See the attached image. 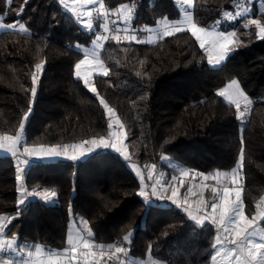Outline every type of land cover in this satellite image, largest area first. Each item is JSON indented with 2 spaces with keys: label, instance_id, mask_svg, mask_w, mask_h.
I'll return each mask as SVG.
<instances>
[{
  "label": "trees",
  "instance_id": "16d2710c",
  "mask_svg": "<svg viewBox=\"0 0 264 264\" xmlns=\"http://www.w3.org/2000/svg\"><path fill=\"white\" fill-rule=\"evenodd\" d=\"M103 2L110 11L121 4L132 7V31L179 16L173 0ZM237 2L194 0V20L209 27ZM0 17L23 22L27 29L0 31V135H14L32 104L24 146H63L106 136L108 114L75 77V64L83 58L77 48L88 47L94 33L80 28L58 0H0ZM100 58L109 74H95L91 83L128 128L130 159L106 148L77 161H33L23 180L26 191L55 190L57 196L50 202L28 196L17 215L18 166L13 156L0 154V216L16 217L7 223L6 236L16 234L22 244L60 251L67 246L71 221L83 218L95 243L122 245L133 258L210 264L214 225L197 224L166 198L150 197L146 206L137 195L140 180L127 161L144 168L155 164L166 177L170 169L161 159L166 157L192 173L214 175L236 167L243 138L242 199L245 214L253 216L264 197V39L244 33L218 68L208 66L204 50L187 31L153 43L109 41ZM41 60L45 65L33 103L31 75ZM231 79L251 101L240 121L235 106L217 95ZM259 224L264 229V221ZM130 231L131 242L123 241Z\"/></svg>",
  "mask_w": 264,
  "mask_h": 264
},
{
  "label": "snow or ice",
  "instance_id": "6c2138e0",
  "mask_svg": "<svg viewBox=\"0 0 264 264\" xmlns=\"http://www.w3.org/2000/svg\"><path fill=\"white\" fill-rule=\"evenodd\" d=\"M27 0H25V3ZM60 3L68 8L73 14L77 15V19L80 20L81 17H86L82 21L83 25L91 30L93 28V12L97 11L96 5L99 4V9L102 10L101 14L106 18L108 16V10L105 7L103 0H71V6H69L68 0H60ZM182 3L186 5L189 9L194 7V0H182ZM23 11V5H21L20 12L17 16L21 15ZM132 7L126 4H121L120 9L117 10L118 20L122 19L125 23L132 19ZM264 11V10H262ZM240 12L236 13V17L241 16ZM231 13H225V19H235ZM221 23L220 20L216 21L215 26H209L208 28L200 26L199 22L194 20L192 11L185 12V19L183 21H175L172 24H165L163 36H172L175 33L182 31L190 32L191 35L199 42V47L208 54V63L213 67L218 68L226 59L235 51L236 46L240 43L237 37V32L235 30L230 32H224L218 30V26ZM116 25L114 29H111L116 35L111 37L112 40L116 42L121 41V36L119 33L121 31L127 33L128 28L121 29L117 21H113ZM186 24V27L184 26ZM254 25L256 28V36L259 39H264V23L260 19H248L244 27ZM106 31H108L107 24L102 25ZM0 28H7L9 30H18L19 32H25L26 26L23 22L16 21L4 25L0 23ZM151 31V29H134L133 33H138L140 31ZM108 36H96L92 41L96 48L102 47L100 41H107ZM124 40L136 43H143L139 39L137 34H128L123 37ZM153 41L149 39L148 43ZM45 61L41 60L35 64V70L31 75V95L34 98L37 94L38 83L40 75H42L44 69ZM88 65L90 68L98 67L101 70V74L108 76L109 69L104 66L103 62L100 60L98 53L93 50L91 52V58H89L88 49L84 50V58L80 59L75 64V76L77 78H82L83 83L87 90L97 96L100 104L105 109L106 114L109 116L108 128H113L112 117L116 116L115 111L109 107L108 103L100 97L97 87L95 84L90 82V77L94 76L92 71L81 72L82 66ZM139 75V73H138ZM218 96L224 97L229 105H234L236 108V119L238 121L245 117L246 112L249 111V105L251 101L241 90V87L236 79H232L225 88L221 89L217 93ZM244 104V109L241 110V103ZM33 105L30 104L28 110L24 113L23 118L20 121L19 129L14 135L3 134L0 135V150L7 153H11L13 157L18 156L19 147H23V155L28 157L27 159L20 160V164L24 167L16 168V182H17V193L21 195L17 197V206L19 211L21 206L25 204V199L28 196H39L45 202H50L54 197L57 196L55 190L45 189L43 191L33 190L32 192H27L23 187V180L26 175L27 167L32 163V159H45V158H58L66 157L69 160L77 161L83 158L87 153H91L94 149L100 148H113L125 158L130 159L127 151V145L125 144L126 134L123 131L124 125L120 123L117 119L115 123L119 125L122 131L117 133L109 132V137L115 136L114 140H109L104 136L99 139H92L88 141H83L80 144H73L71 146L64 145L63 149H60L58 145H53L50 147L39 146V147H26L22 144L24 139L26 124L31 115ZM26 143V141L24 142ZM92 145L93 147L85 148V145ZM241 147L239 151V157L237 161V167L232 169L230 173L228 172H216L213 174L205 175L203 173L194 172L193 178L199 176L203 180L207 181L209 179H215L217 184H221V188L211 186V191L213 193V198L211 201H206L201 193L199 200L197 201V212H204L203 215L193 214L191 209V204H189L188 214L191 219L197 221L200 225H203L205 221H208L216 226L217 236L215 243L212 245L214 254L211 256L212 264H264V231L259 230L258 225L260 221H264V197H261L260 202L256 205L258 211L249 218L245 214V205L242 199L243 191V166L245 160V142L243 138L240 141ZM71 147L72 151H69ZM162 160H166V157H161ZM137 166L132 165L135 169ZM149 167V179L152 178V170L155 169V164ZM190 170H181V176H189ZM139 174V173H138ZM176 177L173 176V180ZM231 183V187L228 183ZM180 185H184V180H180ZM204 188L210 187L208 184L203 185ZM147 185L144 182V178L141 177L140 190L137 193L138 196L144 198L145 205L151 204V198L149 193L146 191ZM167 193V185L162 183L161 180H157L156 184L153 185L151 196H156L160 200L165 199V194ZM188 193L190 195H195L192 188H188ZM179 196V188L174 184L171 185V195L167 196L168 200L173 203H177V198ZM187 203V199H185ZM210 205L211 212H207V207ZM69 214L72 220L75 219L71 212V204L69 205ZM7 219L8 224L16 217H3L0 216V221ZM83 225V230L86 235L71 233L67 239V247L63 251H56L48 249L46 256L44 249L37 245L35 247V253L29 251L27 258L21 256L23 248L17 245V235L8 239L5 238L7 231L9 230L8 224L0 222V264H101L102 260L106 257L107 260H117L119 264H126L128 261L129 248L124 246H118L117 244L96 245L92 239L93 233L88 227V221L81 218ZM226 233L227 235H224ZM133 232H129L123 237V241L131 242ZM231 245V247H228ZM95 248H99V252L95 251ZM33 256L37 259L32 260ZM218 257L220 260H218ZM130 264V262H129Z\"/></svg>",
  "mask_w": 264,
  "mask_h": 264
},
{
  "label": "rangeland",
  "instance_id": "374dc122",
  "mask_svg": "<svg viewBox=\"0 0 264 264\" xmlns=\"http://www.w3.org/2000/svg\"><path fill=\"white\" fill-rule=\"evenodd\" d=\"M58 2L62 6V8H64L79 23L80 28H82L84 30H87L88 32L94 33V39L98 35L99 36H108L109 39L107 41H100V44L102 46L106 42L115 41V40H112L111 39V37L113 35H116L117 34V33H115L114 31L111 30V29H114L115 26H116V25L113 24V21H117V23H118V25L120 26L121 29H123V28H128L129 29V31L127 33L123 32V31H121L119 33V35L122 38L121 41H127V40H124L123 39V37L125 35H128V34H136V33H133V31L131 30V27L129 25V22L130 21H128L127 23H125L122 19H119L118 20L117 10H119L120 7L117 8V9L111 10V11L108 10V13L109 14L105 18L101 14V11L102 10L99 9V4H97L96 5L97 11H94L93 12V18H94L93 21H92L93 22V28L91 30H89L82 23V21L84 19H87L86 17H81L80 20H78L77 19V15L73 14L68 8H65L64 5L60 3V0H58ZM173 2H174V5H175L176 9L179 12L178 18L175 19V20H171V21L166 20V19L159 20L156 25H154V26H152L150 28L151 31H145L142 36H139V39L142 40L143 43H148L149 39H151L153 42H155L158 39L164 37L163 36V31H164V25L166 23L167 24H172L175 21H183L185 19V12L186 11H192V9H189L186 5H184L182 3V0H173ZM68 3H69V6H71V0H68ZM262 10H264V0H241V2L235 3L234 10H232V11H225V12L222 13L221 17L218 19V20L221 21V23L218 26V30L224 31V32H230V31L235 30L237 32V37H238V40L239 41H240V37H242L244 35V33H247V36H250V37H252V38L255 39V38H257L255 26L254 25H251L248 28H245L244 25H245V23H247V20L248 19H260L261 22L264 23V11H262ZM237 12H240L242 15L239 16V17H236V13ZM225 13H231L236 18L235 19H231V20L225 19L224 18V14ZM132 16H133V11H132ZM14 22L15 21H5V20L2 19V17H0V23H2L4 25L10 24V23H14ZM104 24H107L108 29H109L108 31H106L105 28L102 27V25H104ZM215 25H216V22L213 23L211 26H215ZM98 26L100 27L99 33H97V31H96V28ZM184 26L186 27V24ZM206 28H208V27H206ZM2 30H9V29H7V28H0V31H2ZM128 42H130V41H128ZM101 48L102 47L96 48L93 45V43L91 42V44L88 47H79L77 49H79L83 53V58H84V50L85 49H88V51H89V58H91V52L93 50H95L98 53L99 58H100ZM205 54H206L207 63H208V54L206 52H205ZM100 60H101V58H100ZM208 66L211 67V68H214L209 63H208ZM88 71H92L94 73V75L95 74H101V70L98 67L90 68L88 65L82 66V68H81V72L82 73L88 72ZM79 79H81V81L83 82L82 78H79ZM91 79H92V77H90V82H91ZM230 81H228L225 84V86L228 83H230ZM225 86H223L221 89L225 88ZM221 89H219L218 91H220ZM221 98L225 102L228 103V101L224 97H221ZM250 105H249V108H250ZM243 109H244V104L242 102L241 103V110H243ZM248 112H246L245 117L248 115ZM116 120H117L116 117H112L113 128L112 129H109L108 134H109L110 131L113 132V133H117V134H119V132L122 131L120 129L119 125H117L115 123ZM123 131L126 134L125 144L128 146V144H127L128 128L124 126ZM108 134L106 136H104V137L107 138V139H109L110 141L111 140H114L116 138L115 136L109 137ZM90 140H92V139H90ZM85 141H88V140H85ZM82 142L83 141L77 142V143H74V144H80ZM22 144H23V140H22ZM71 145H73V144H71ZM71 145H69V146H71ZM63 146H59L60 149H63ZM26 147H39V146H26ZM45 147H50V146H45ZM89 147H93V146L90 145V144L89 145H85V148H89ZM100 149H105V148H100ZM108 149H111V150L117 152L115 149H113L111 147H109ZM94 150H98V149H94ZM69 151L70 152L72 151L71 147H69ZM117 153L120 154V156L125 157V156L121 155V153H119V152H117ZM0 154L11 155V153H7V152H5L3 150H0ZM88 154L89 153L86 152L85 156L88 155ZM27 158L28 157H26V156L23 155V147H19L18 156L14 157V160H15L16 165L19 166V167H24L22 164H20V160L27 159ZM49 159H54V160H69L66 157H63L62 156V157H58V158H45V159H36V158H33L32 159V162L33 161H36V160H38V161H40V160H46L47 161ZM80 159H82V158H80ZM70 161H72V160H70ZM166 162H167V164L169 166L170 174L165 177V172L164 171H161L159 169L158 170L153 169L152 170V178L149 179L148 178L149 177V167L148 168L138 167V165L133 160L132 161L131 160H128L127 161L128 166L130 167V169L138 176V178L140 180V183H141V177L144 178V182L147 185L146 191L149 193L150 197L157 198L156 196H151V192H152V189H153V185L156 184V181L157 180H161L162 183H165L167 185V193L165 194V198L166 199H167V196H170L171 195V185L174 184L177 188H179V196L177 198V203H173L171 200H169V201L172 202L174 205L180 207L182 210H184L188 216H189L188 210H186V209H188L189 204H191V206H192L190 210L193 212V214L203 215L204 212H202V211L199 212V213L197 212V201L199 200L201 193L203 194V198L206 201H211V199L213 198V193L211 191V186H215L217 188H221L222 185L221 184H217V181L215 179H209V180L205 181V180H203L202 177H199V176L195 177V179H194L193 178V173L194 172L193 173L192 172H189V176L182 177L181 176V170L186 169L185 167L181 166L176 161L170 160L169 158L166 159ZM133 164H135L137 166L135 169L132 168V165ZM236 167H237V165H236ZM231 171L232 170H230V171H219V172H228V173H230ZM173 176L176 177L175 180H173ZM181 179L184 180V185L183 186L180 185V180ZM227 183H228V186L229 187L232 186L230 182H227ZM204 184H208L210 187L204 188L203 187ZM189 187L192 188V190L195 193V195H190L188 193V188ZM206 192H207V194H206ZM208 192H209V195H208ZM19 195H21V194L19 193ZM27 198L28 197H26V199ZM185 199H187V203H185ZM261 207H264V205H261ZM206 210H207V212H211L210 205L207 207ZM257 211H258V209L256 208V212ZM249 218H251V217H249ZM0 222L7 224L8 223V220L5 219V220L0 221ZM195 222L197 224H199L197 221H195ZM215 228H216V226L214 225V229ZM258 228H259V230L264 231V229L260 226V224L258 225ZM215 232H216V230H215ZM70 233L72 235H76V234L86 235V232H84V230H83V225H82L81 219H78V221H71V223L69 225V234ZM224 235H227V234L224 233ZM216 236H217V232H216ZM216 236H215V240H216ZM5 238L10 239L11 237L9 238L8 236H5ZM92 239H93V237H92ZM94 243H95V241H94ZM214 243H215V241H214ZM95 244L96 245H99L97 243H95ZM17 245L23 248V251L21 252V256L24 257V258H27V254H28L29 251L35 253V247L37 246V245H25V244H22V243L18 242V240H17ZM118 246H122V245H118ZM228 247H231V245H228ZM42 249H44V248H42ZM63 250H60V251H63ZM94 250L97 251V252H99V248H95ZM44 252H45V256H46L47 250L44 249ZM213 254H214V252H213V249H212L211 256ZM127 256H128V261L126 262V264H129V262H130V264H165V263H163L161 261L159 262V261L152 260L151 258L138 259V258H133V257L129 256L128 254H127ZM36 259L37 258L35 256H33L32 260L35 261ZM218 260H220L219 257H218ZM101 264H119V261H117L115 259H113V260H107V258L105 257L104 260H102ZM210 264H212L211 258H210Z\"/></svg>",
  "mask_w": 264,
  "mask_h": 264
},
{
  "label": "built area",
  "instance_id": "2783aa9c",
  "mask_svg": "<svg viewBox=\"0 0 264 264\" xmlns=\"http://www.w3.org/2000/svg\"><path fill=\"white\" fill-rule=\"evenodd\" d=\"M215 230H216V232H217V229L215 228ZM216 232H215V234H216Z\"/></svg>",
  "mask_w": 264,
  "mask_h": 264
},
{
  "label": "crops",
  "instance_id": "0c3cea01",
  "mask_svg": "<svg viewBox=\"0 0 264 264\" xmlns=\"http://www.w3.org/2000/svg\"><path fill=\"white\" fill-rule=\"evenodd\" d=\"M12 156V155H11ZM49 160H53V159H49Z\"/></svg>",
  "mask_w": 264,
  "mask_h": 264
}]
</instances>
